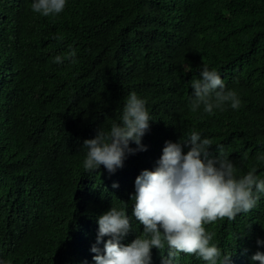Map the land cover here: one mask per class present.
<instances>
[{
	"label": "trees",
	"instance_id": "1",
	"mask_svg": "<svg viewBox=\"0 0 264 264\" xmlns=\"http://www.w3.org/2000/svg\"><path fill=\"white\" fill-rule=\"evenodd\" d=\"M32 2L0 0V261L95 264L97 218L122 202L132 227L121 243H131L143 231L132 216L136 177L156 168L166 141L193 131L238 177L255 168L264 180V0H67L48 17ZM70 50L75 63L53 62ZM204 66L237 92L239 109L191 110V80ZM132 91L151 118L147 151L113 174L87 172L84 140L119 121ZM205 228L221 261L253 264L264 253V193L249 212ZM161 254L167 247L152 249V264ZM174 264L206 262L180 253Z\"/></svg>",
	"mask_w": 264,
	"mask_h": 264
},
{
	"label": "clouds",
	"instance_id": "2",
	"mask_svg": "<svg viewBox=\"0 0 264 264\" xmlns=\"http://www.w3.org/2000/svg\"><path fill=\"white\" fill-rule=\"evenodd\" d=\"M66 3L67 0H33L31 9L48 17L62 13ZM75 57L76 51L70 50L66 55H57L53 62L75 63ZM191 88L194 89L192 111L201 105L209 114L226 104L232 109L241 107L237 92L226 90L219 73L207 66L199 78L191 80ZM150 121L146 101L135 91L130 92L119 121L108 131L99 127L94 138L84 140L83 148L87 149L84 169L97 172L103 166L113 174L123 167L127 155L147 151L142 138ZM212 144L211 139L202 138L196 131L184 143L165 142L156 168L142 171L135 179L132 216L143 226V231L131 243L122 244L132 227L127 205L122 202L125 208L119 210L111 207L97 218V240L91 248L95 264H152V249L165 247L167 254H161L156 264H174L180 253L195 255L206 264H229L232 255L224 254L221 261L222 251L211 243L214 234L205 225L218 219L234 220L238 214L253 209L264 193V180L255 174V168L238 177L235 165L222 149L215 157L211 154ZM258 159L264 160V156ZM112 187L119 185L114 183ZM105 237H108L106 241ZM100 244L102 249L97 246ZM257 245H264V241L257 240ZM251 260L253 264H264V253L257 251Z\"/></svg>",
	"mask_w": 264,
	"mask_h": 264
}]
</instances>
